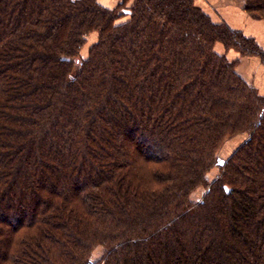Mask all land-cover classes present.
Listing matches in <instances>:
<instances>
[{
	"label": "trees",
	"instance_id": "16d2710c",
	"mask_svg": "<svg viewBox=\"0 0 264 264\" xmlns=\"http://www.w3.org/2000/svg\"><path fill=\"white\" fill-rule=\"evenodd\" d=\"M128 2L0 0V264H264V97L215 47L264 49L195 0Z\"/></svg>",
	"mask_w": 264,
	"mask_h": 264
},
{
	"label": "crops",
	"instance_id": "0c3cea01",
	"mask_svg": "<svg viewBox=\"0 0 264 264\" xmlns=\"http://www.w3.org/2000/svg\"><path fill=\"white\" fill-rule=\"evenodd\" d=\"M108 8H115L123 0H98ZM134 0H129L128 7ZM214 22H225L232 29L241 31L245 36L253 38L264 49V19L253 18L245 9L244 0H195ZM215 50L226 55L229 61L236 62L238 74L250 85L255 87L264 97V63L259 57L242 56L234 49H226L223 44H217ZM244 141L247 139L245 136Z\"/></svg>",
	"mask_w": 264,
	"mask_h": 264
},
{
	"label": "rangeland",
	"instance_id": "374dc122",
	"mask_svg": "<svg viewBox=\"0 0 264 264\" xmlns=\"http://www.w3.org/2000/svg\"><path fill=\"white\" fill-rule=\"evenodd\" d=\"M126 7H128V4ZM127 19L128 18L125 17L121 21L123 22ZM87 40L88 41H87L86 45L83 47V49L81 50V53L79 55V59H81V60L87 59L91 46L95 42L98 41V34L92 33L91 35L88 36ZM78 70L79 69L77 67L75 69V71H78ZM242 136H245L247 138V135H239V136L232 137L223 143V145L221 146V148L218 152L217 164L213 168V170H211L208 174V179L210 181H214V179H216L218 177V175L222 172V167H224L225 164L221 166L219 163L222 161H225V163H226L232 157V155L236 152V150L246 141V140L244 141V137H242ZM206 193H207V190L205 188H199L194 192L191 199L194 203L200 202L204 198ZM103 254H104V251L102 249L98 248L94 251L93 258L96 261H98L103 257Z\"/></svg>",
	"mask_w": 264,
	"mask_h": 264
},
{
	"label": "water",
	"instance_id": "95a60500",
	"mask_svg": "<svg viewBox=\"0 0 264 264\" xmlns=\"http://www.w3.org/2000/svg\"><path fill=\"white\" fill-rule=\"evenodd\" d=\"M221 166L225 164V161H222L219 163Z\"/></svg>",
	"mask_w": 264,
	"mask_h": 264
}]
</instances>
